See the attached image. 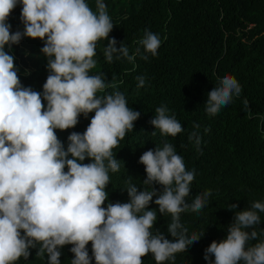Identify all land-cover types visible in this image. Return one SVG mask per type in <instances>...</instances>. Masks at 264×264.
Returning a JSON list of instances; mask_svg holds the SVG:
<instances>
[{"label":"clouds","instance_id":"1","mask_svg":"<svg viewBox=\"0 0 264 264\" xmlns=\"http://www.w3.org/2000/svg\"><path fill=\"white\" fill-rule=\"evenodd\" d=\"M17 4L22 5L24 29L12 33L7 20ZM96 7L94 12L86 0H0V264L27 260L29 249L37 246V255L47 254L48 264H61L59 249L65 245H72L71 264H91L93 258L95 264H143L142 257L149 253L156 264H164L174 262L175 254L185 252L205 234L189 235L180 214L199 213L209 203L211 190L197 194L191 203L186 200L195 169L188 170L168 142L140 156L146 172L143 190L130 177L125 189L129 201L103 206L109 173L120 170L113 149L134 129L140 112L127 106L123 93H106L117 85L106 82L103 73L89 74L97 66L94 57L102 39L108 41L103 50L108 63L114 58L135 59L123 42L117 48L116 39H109L114 24L103 0H96ZM24 37L44 42L41 52L49 75L42 93L21 84L14 56L5 51L6 45L10 48ZM138 43L146 53L141 58L147 60V54L157 55L161 39L145 29ZM136 79L137 87H144L145 77ZM241 91L234 76L224 75L208 93L206 112L215 116ZM243 105L249 107L248 101ZM93 112L82 134L72 132L67 137L65 150L56 130L74 128L81 115ZM169 112L166 105L157 107L150 123L161 135L176 137L184 129ZM188 139L199 147L196 131ZM86 158L91 162L83 163ZM155 184L163 190L157 191ZM153 197L159 213L171 215L167 231L172 240L159 230L151 231L157 221V210L148 208ZM258 212H264L259 201L235 212L226 238L205 249L208 264H264V239H259L264 229L257 231ZM254 240L259 242L249 245Z\"/></svg>","mask_w":264,"mask_h":264},{"label":"trees","instance_id":"2","mask_svg":"<svg viewBox=\"0 0 264 264\" xmlns=\"http://www.w3.org/2000/svg\"><path fill=\"white\" fill-rule=\"evenodd\" d=\"M96 12V0H86ZM114 24L109 39L115 38L117 48L121 42L135 54L132 62L127 59L112 63L105 60L103 50L108 41L97 43L96 68L90 75L103 73L106 82H115L117 87L107 88L106 93L119 91L124 94L127 106L140 112L134 129L126 133L113 155L120 162L118 172H110L107 203L128 202L126 181L143 190L146 179L145 167L139 163L140 156L165 142L174 145L184 159L188 170L195 169L190 195L191 203L197 194L211 190L209 203L199 212H183L181 223L188 234L205 231L204 236L188 246L185 252L175 254V261L164 264H208L204 259L205 249L212 241H221L228 235V226L236 211L251 207L253 202L264 203V0H103ZM22 5L17 4L7 22L10 31H23ZM148 29L161 39L155 57L142 59L144 50L138 41ZM44 42L24 37L19 44L6 45L5 51L14 56L21 84L43 92V84L49 75L47 58L41 52ZM140 52L136 53V49ZM234 76L241 85L239 97L211 116L206 112L208 93L218 85L224 75ZM137 76L145 77V85L138 88ZM105 93H98L104 95ZM249 107L245 108L243 101ZM46 107V101L43 102ZM166 105L170 115H175L183 131L176 137L161 135L150 121L155 109ZM81 115L74 128L56 130V135L65 150L67 137L72 132L83 133L90 123ZM200 127L194 129L193 125ZM207 129V131H206ZM155 131V135L152 132ZM196 131L200 145L189 141L188 136ZM71 158V157H69ZM91 162L85 159L83 163ZM67 171V168L65 169ZM157 191L163 187L155 184ZM153 202L149 209L157 210V221L151 229L165 237H173L167 231L171 215L159 213ZM237 204L235 210L228 207ZM261 223L257 231L264 229V212H258ZM250 231V230H249ZM259 239H264V235ZM259 240L249 241L253 245ZM72 245L61 251V264H71L74 254ZM39 246L29 249L27 260L21 257L16 264H48L47 254L37 255ZM92 256L91 242L87 245ZM214 259V257H213ZM143 264H156L151 253L142 257ZM91 264H95L94 258Z\"/></svg>","mask_w":264,"mask_h":264}]
</instances>
